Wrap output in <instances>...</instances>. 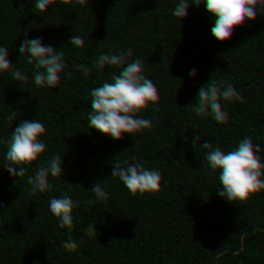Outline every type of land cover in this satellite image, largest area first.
Returning <instances> with one entry per match:
<instances>
[{
	"label": "trees",
	"instance_id": "obj_1",
	"mask_svg": "<svg viewBox=\"0 0 264 264\" xmlns=\"http://www.w3.org/2000/svg\"><path fill=\"white\" fill-rule=\"evenodd\" d=\"M0 5L12 12L0 27V264H78L59 236L65 228L86 240L79 264H204L214 247L229 253L221 264H264V187L228 180L227 170L206 182L185 163L206 170L227 151L209 139L220 81L264 82L261 0H85V21L64 0ZM93 43L113 57L100 77L82 55ZM64 44L76 49L91 96L85 118L45 131V106L13 96L6 81L19 79L24 59L46 74ZM141 104L164 146L137 162L119 143ZM258 131L244 147L264 168V124Z\"/></svg>",
	"mask_w": 264,
	"mask_h": 264
},
{
	"label": "clouds",
	"instance_id": "obj_2",
	"mask_svg": "<svg viewBox=\"0 0 264 264\" xmlns=\"http://www.w3.org/2000/svg\"><path fill=\"white\" fill-rule=\"evenodd\" d=\"M64 3L72 10L74 20H87V12L83 10L85 0H64ZM261 4L264 5V0H261ZM11 16V9L0 5V27L7 25ZM82 55L87 72L93 76L100 77L111 67L112 53L101 44H90L83 49ZM54 57L46 74L42 73L33 59L21 60L17 65L19 79L6 81V87L13 96H34L32 102L37 108L42 104L45 106L42 110L44 115L39 120L45 131L57 128V123L63 122L66 116L75 121L85 118L84 98L91 96V91L85 87L86 77L75 64L76 49L64 44L55 50ZM262 106L264 82L245 81L239 77L220 81L207 106L211 117L209 139L228 146L227 151L210 156L206 170H202L193 160L185 161L187 168L206 182H214L227 170L228 180L243 181L251 188L264 187V168L259 165L256 153L244 147L254 145L260 136L258 129L264 124V114L260 111ZM147 108V104L139 106L132 117L131 130L122 131L119 143L122 153L137 162L156 157L164 146L162 136L156 131L159 122ZM116 187L124 190L126 183L117 182ZM59 236L66 242L67 251L73 254L75 261L78 264L83 262L86 240L68 228L60 231ZM54 246L59 247L58 244ZM257 256L264 257V241L257 245ZM221 258L228 260V251L223 247H214L206 256L204 264H221Z\"/></svg>",
	"mask_w": 264,
	"mask_h": 264
}]
</instances>
